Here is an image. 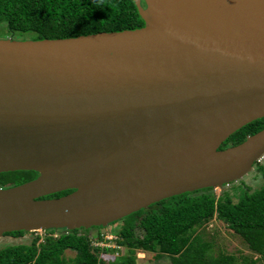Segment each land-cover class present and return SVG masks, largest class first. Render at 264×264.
<instances>
[{
    "label": "water",
    "instance_id": "95a60500",
    "mask_svg": "<svg viewBox=\"0 0 264 264\" xmlns=\"http://www.w3.org/2000/svg\"><path fill=\"white\" fill-rule=\"evenodd\" d=\"M134 2L139 29L0 39V174H37L0 188V239L107 228L264 155V129L220 149L264 119V0Z\"/></svg>",
    "mask_w": 264,
    "mask_h": 264
},
{
    "label": "trees",
    "instance_id": "16d2710c",
    "mask_svg": "<svg viewBox=\"0 0 264 264\" xmlns=\"http://www.w3.org/2000/svg\"><path fill=\"white\" fill-rule=\"evenodd\" d=\"M2 23L6 34H33L29 40L67 39L144 26L134 0H0ZM262 129L264 119L252 122L230 136L220 149L237 146ZM255 168L262 179L258 190L231 183L219 194L212 189L183 194L123 219L118 228L109 231L117 237L115 244L119 249L101 251L92 246L93 242L103 240L108 233L105 230L96 235L84 229L64 231L57 232V239L45 237L41 242L35 236L29 243L1 244L0 264H136L135 251L166 256L170 264H264V162ZM36 176L32 172L0 174V188L24 184ZM213 219L238 236L249 255L215 253L213 244L197 232ZM187 232L193 237L186 243L180 237ZM26 234L17 232L5 237L15 239ZM67 251L75 252L78 258L67 260ZM109 253L120 256L109 260L114 258Z\"/></svg>",
    "mask_w": 264,
    "mask_h": 264
},
{
    "label": "rangeland",
    "instance_id": "374dc122",
    "mask_svg": "<svg viewBox=\"0 0 264 264\" xmlns=\"http://www.w3.org/2000/svg\"><path fill=\"white\" fill-rule=\"evenodd\" d=\"M5 29L7 30L5 24L2 23V25H0V39L12 38L16 40H22V39L29 40L34 36L33 34H16V33L14 35H9L6 34ZM234 183L236 186H241L245 184L246 187L250 188L251 191H255L262 186V179L260 177V173L258 172V170L255 168V166H253L252 171L246 177ZM226 189H231V187H228ZM222 190H224V188L216 189L214 191L216 192V194H219V192ZM118 227H119L118 225L117 227L110 226L108 228L90 231V233L96 235L97 232L100 231L103 232L105 230V232H108L107 233L108 235L106 236V240L108 239L111 241H108V243L105 244L103 248L108 250H115L113 248V246H115V244L113 243L115 242L114 241L115 236L113 235H112L113 237L109 236L110 234L109 231L112 230V228H118ZM197 232L202 234L205 240L213 244L215 253L223 252L225 254L234 255L236 257H238L239 255H244V256L249 255V251L246 248V246L243 244L241 239L238 236L234 235V233L231 230H229L226 227V225L223 224L222 222L213 219L204 227L198 229ZM137 233H140V231L137 230ZM35 236H38L40 238V241L42 242L43 239L45 238V233H39V232L35 234L27 233L24 237L15 238V239L7 238V237L1 238L0 245L19 244L24 242L29 243L32 240V238H34ZM192 237L193 234L187 232L186 234L182 235L180 238L187 243L191 240ZM106 245L108 246L107 248ZM103 254L105 255V253ZM108 256L114 257L113 259L110 258L109 260H115L118 259L120 254L117 255L116 253H109ZM135 256H136V264H170L168 257L166 256L156 257L155 254L153 253L135 251ZM64 257L67 260L75 261L78 258V255L75 252L67 251Z\"/></svg>",
    "mask_w": 264,
    "mask_h": 264
},
{
    "label": "built area",
    "instance_id": "2783aa9c",
    "mask_svg": "<svg viewBox=\"0 0 264 264\" xmlns=\"http://www.w3.org/2000/svg\"><path fill=\"white\" fill-rule=\"evenodd\" d=\"M262 162H264V155L258 160V164H260V163H262ZM45 233V237H51V238H53V239H57L58 238V233L57 232H55L54 234H48V232L47 231H35V232H32L33 234H35V233ZM108 234H106V235H104L103 236V240H101V241H97V242H93L92 243V246L93 247H95V248H99L101 251L102 250H104L105 248H103V246H105V244H107L108 243V241H111V240H106V236H107ZM109 236H112L111 234H109ZM114 236V235H113ZM112 236V237H113ZM114 239L115 240H117V237L115 236L114 237ZM114 240V241H115ZM114 244H115V242H113ZM98 245H100V246H98ZM108 246L106 245V248H107ZM113 248L114 249H119V247L118 246H116V244H115V246H113ZM116 254H118V253H116Z\"/></svg>",
    "mask_w": 264,
    "mask_h": 264
},
{
    "label": "flooded vegetation",
    "instance_id": "af4514ba",
    "mask_svg": "<svg viewBox=\"0 0 264 264\" xmlns=\"http://www.w3.org/2000/svg\"><path fill=\"white\" fill-rule=\"evenodd\" d=\"M37 177V176H36ZM35 177V178H36ZM122 224V222L120 221V222H118V223H114V224H112V225H110V226H113V227H115V226H117V225H121ZM110 226H108V227H110ZM107 227V228H108ZM99 230V229H102V228H92V229H88V230H91V231H94V230ZM3 238H5V236L3 237ZM7 238H11V237H7Z\"/></svg>",
    "mask_w": 264,
    "mask_h": 264
}]
</instances>
